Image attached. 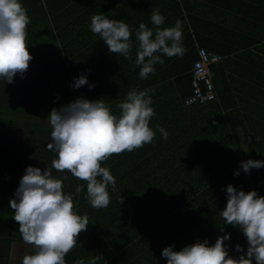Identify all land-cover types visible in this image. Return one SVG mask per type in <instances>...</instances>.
<instances>
[{
    "label": "trees",
    "instance_id": "obj_1",
    "mask_svg": "<svg viewBox=\"0 0 264 264\" xmlns=\"http://www.w3.org/2000/svg\"><path fill=\"white\" fill-rule=\"evenodd\" d=\"M20 2L30 19L26 45L33 59L23 78L17 75L11 84L0 78V264H10L13 243H26L9 206L25 169L43 172L56 158L46 147L50 111L82 97L103 99L118 116L116 104L133 88L152 89L156 115L149 126L155 138L102 162L116 181L115 191L108 187L109 205L93 208L85 181L52 169L53 177L63 182V192L73 197L75 213L87 215L89 222L66 254V264L77 259L87 264L96 256L97 264H167L161 256L164 248L179 251L205 240L212 246L225 234L230 236L224 241L229 256L244 255L246 237L219 213L226 207L228 185L264 197V168L247 174L240 168L249 159L264 161V0ZM155 9L165 17L162 28L182 21L185 52L182 57H163L165 63L141 80L135 33L141 23L155 29ZM96 14L129 25V59L109 53L91 32ZM197 47L223 57L208 67L219 103H184L194 93ZM82 74L94 88L71 87ZM198 86L204 94V82ZM157 126L168 132L166 140ZM236 171L239 176L233 175ZM237 245L243 251H236Z\"/></svg>",
    "mask_w": 264,
    "mask_h": 264
},
{
    "label": "clouds",
    "instance_id": "obj_2",
    "mask_svg": "<svg viewBox=\"0 0 264 264\" xmlns=\"http://www.w3.org/2000/svg\"><path fill=\"white\" fill-rule=\"evenodd\" d=\"M29 23L20 0H0V78L6 84L13 83L17 75L23 78L33 59L26 45ZM151 23L154 30L141 23L135 33L138 42L135 63L141 80L154 74L155 65L165 63L163 57H182L185 52L182 21L162 28L165 17L155 9ZM90 30L103 40L109 53L125 59L131 57L132 32L124 20L96 14L91 17ZM85 85L89 89L95 87L82 74L74 78L71 87L79 89ZM151 92L152 89L130 90L116 104L118 116L103 99L89 101L82 97L50 111L47 119L52 130L46 147L56 158L51 168L43 172L40 168L27 167L14 198L9 201L14 210L12 219L19 225L18 232L24 242L35 248L34 254L25 255L21 264H66V254L76 247L79 234L86 231L89 222L87 215L75 213L73 197L63 192V182L53 177L52 169L67 171L85 181L89 204L95 209L106 208L110 203L108 187L111 185L115 191L116 181L101 164L114 154L131 152L153 141L155 132L149 123L156 113L151 107ZM157 130L163 139L168 138L165 129L157 126ZM240 168L247 174L250 169L264 168V161L249 159L241 162ZM239 174V171L233 173ZM76 191H81L79 185ZM226 198V207L219 215L226 224L241 229L248 244L246 253L238 259L231 258L224 244L230 236L225 234L212 246L205 240L179 251L164 248L161 256L167 264H252L253 260L255 264H264V197L256 191L245 193L228 185ZM119 199L122 203L123 197ZM236 251L243 250L237 245ZM98 259L92 257L87 264H97ZM75 264H85V260L77 259Z\"/></svg>",
    "mask_w": 264,
    "mask_h": 264
},
{
    "label": "built area",
    "instance_id": "obj_3",
    "mask_svg": "<svg viewBox=\"0 0 264 264\" xmlns=\"http://www.w3.org/2000/svg\"><path fill=\"white\" fill-rule=\"evenodd\" d=\"M223 57L217 53H208L204 48H196V60L193 65V95L187 97L184 103L189 105L190 103H200L205 104V102H217L219 103V97L214 91L211 73L209 68L211 65L220 62ZM202 81L206 85V92L202 94L197 88H199L198 83Z\"/></svg>",
    "mask_w": 264,
    "mask_h": 264
},
{
    "label": "rangeland",
    "instance_id": "obj_4",
    "mask_svg": "<svg viewBox=\"0 0 264 264\" xmlns=\"http://www.w3.org/2000/svg\"><path fill=\"white\" fill-rule=\"evenodd\" d=\"M35 248L27 243L16 242L11 246L10 264H21L25 255L34 254Z\"/></svg>",
    "mask_w": 264,
    "mask_h": 264
}]
</instances>
